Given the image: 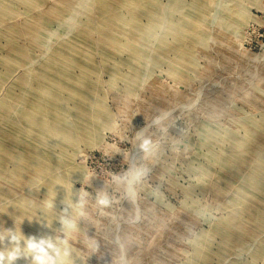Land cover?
Here are the masks:
<instances>
[{
    "label": "rangeland",
    "instance_id": "obj_1",
    "mask_svg": "<svg viewBox=\"0 0 264 264\" xmlns=\"http://www.w3.org/2000/svg\"><path fill=\"white\" fill-rule=\"evenodd\" d=\"M10 253L264 264V0H0Z\"/></svg>",
    "mask_w": 264,
    "mask_h": 264
},
{
    "label": "clouds",
    "instance_id": "obj_2",
    "mask_svg": "<svg viewBox=\"0 0 264 264\" xmlns=\"http://www.w3.org/2000/svg\"><path fill=\"white\" fill-rule=\"evenodd\" d=\"M13 239L15 240L16 237H13ZM28 247H29L30 250H31V249H36V250H38V251L41 252V253L44 252V249H43V248H41V247H39V246H37V245H35V244H32V243H29ZM17 258H18V257H17V255H16V253H10V254L8 255V261L10 262V264H11V261H13V260H15V259H17ZM36 259H37V260H41L42 257L37 256ZM3 261H4V257H3L2 254H0V264H3Z\"/></svg>",
    "mask_w": 264,
    "mask_h": 264
}]
</instances>
